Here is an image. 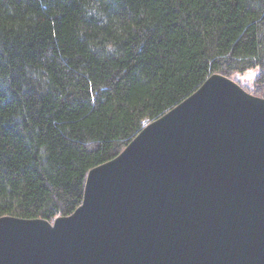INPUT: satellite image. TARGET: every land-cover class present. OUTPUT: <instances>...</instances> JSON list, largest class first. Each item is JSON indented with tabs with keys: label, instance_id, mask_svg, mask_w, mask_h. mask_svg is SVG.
Returning <instances> with one entry per match:
<instances>
[{
	"label": "trees",
	"instance_id": "trees-1",
	"mask_svg": "<svg viewBox=\"0 0 264 264\" xmlns=\"http://www.w3.org/2000/svg\"><path fill=\"white\" fill-rule=\"evenodd\" d=\"M214 73L264 97V0H0V216L72 214Z\"/></svg>",
	"mask_w": 264,
	"mask_h": 264
},
{
	"label": "water",
	"instance_id": "water-1",
	"mask_svg": "<svg viewBox=\"0 0 264 264\" xmlns=\"http://www.w3.org/2000/svg\"><path fill=\"white\" fill-rule=\"evenodd\" d=\"M0 264H264V97L212 74L92 168L72 214L0 216Z\"/></svg>",
	"mask_w": 264,
	"mask_h": 264
},
{
	"label": "rangeland",
	"instance_id": "rangeland-1",
	"mask_svg": "<svg viewBox=\"0 0 264 264\" xmlns=\"http://www.w3.org/2000/svg\"><path fill=\"white\" fill-rule=\"evenodd\" d=\"M255 72L256 69H252L243 74H238L235 77L241 79L242 83H249L252 80Z\"/></svg>",
	"mask_w": 264,
	"mask_h": 264
}]
</instances>
